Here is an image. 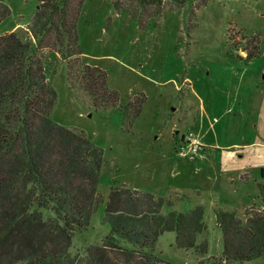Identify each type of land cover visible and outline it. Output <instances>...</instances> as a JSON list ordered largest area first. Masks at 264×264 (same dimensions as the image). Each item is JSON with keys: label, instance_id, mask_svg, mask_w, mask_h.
<instances>
[{"label": "rangeland", "instance_id": "rangeland-1", "mask_svg": "<svg viewBox=\"0 0 264 264\" xmlns=\"http://www.w3.org/2000/svg\"><path fill=\"white\" fill-rule=\"evenodd\" d=\"M0 2L10 9L0 34L16 30L24 37L37 3ZM192 7L166 3L140 25L109 0L82 2V63L102 69L122 102L144 97L131 128L118 109H93L75 98L66 85L65 62L46 53V79L56 91L51 119L82 131L104 160L96 188L102 200L87 230L74 235L72 255L107 234L102 214L111 187L163 197L171 204L161 207L162 214L202 204L207 229L198 241H206L207 256L222 249L212 209L235 210L244 218L255 202L264 166V0H208L191 17ZM247 52L253 55L246 58ZM188 131L200 136L201 160L175 150ZM173 239V232H165L154 247L167 264L200 260L176 249ZM234 264H264V255Z\"/></svg>", "mask_w": 264, "mask_h": 264}, {"label": "trees", "instance_id": "trees-1", "mask_svg": "<svg viewBox=\"0 0 264 264\" xmlns=\"http://www.w3.org/2000/svg\"><path fill=\"white\" fill-rule=\"evenodd\" d=\"M34 1L24 37L16 30L0 34V264H167L154 251L165 232L174 233L176 249L200 257L194 264H234L264 255V166L244 218L235 210L212 209L221 233L219 256H207L206 241H198L207 229L203 205L162 214L168 200L121 185L106 197L107 234L81 253L68 252L102 200L96 188L104 160L82 131L51 119L56 91L46 79V53L65 62L66 85L75 98L93 109H118L128 128L144 97L122 102L102 69L82 63L77 19L84 0ZM109 1L142 25L166 3L190 2L193 17L208 0ZM9 14L0 2V22Z\"/></svg>", "mask_w": 264, "mask_h": 264}, {"label": "built area", "instance_id": "built-area-1", "mask_svg": "<svg viewBox=\"0 0 264 264\" xmlns=\"http://www.w3.org/2000/svg\"><path fill=\"white\" fill-rule=\"evenodd\" d=\"M200 147V141L196 133L192 131L186 132V134L180 137L175 150L180 156L193 155Z\"/></svg>", "mask_w": 264, "mask_h": 264}, {"label": "crops", "instance_id": "crops-1", "mask_svg": "<svg viewBox=\"0 0 264 264\" xmlns=\"http://www.w3.org/2000/svg\"><path fill=\"white\" fill-rule=\"evenodd\" d=\"M13 30V29H12ZM7 32H9V31H7ZM197 134V133H196ZM198 136V139H199V141H200V136L199 135H197ZM176 139V138H175ZM177 140V139H176ZM201 143H200V147H199V149L191 156V155H188V157H190L191 159V161L192 160H201V159H203L204 158V153H202L201 152V150H200V148H201ZM203 147V146H202ZM202 205V204H201ZM160 237V236H159ZM158 237V238H159Z\"/></svg>", "mask_w": 264, "mask_h": 264}]
</instances>
